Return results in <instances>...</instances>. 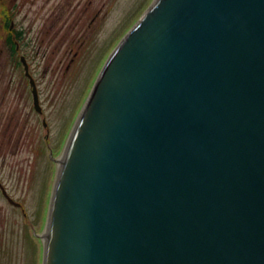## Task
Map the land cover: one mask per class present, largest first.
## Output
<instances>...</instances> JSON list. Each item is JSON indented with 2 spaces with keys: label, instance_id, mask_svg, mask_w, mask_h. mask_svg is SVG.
I'll return each mask as SVG.
<instances>
[{
  "label": "water",
  "instance_id": "water-1",
  "mask_svg": "<svg viewBox=\"0 0 264 264\" xmlns=\"http://www.w3.org/2000/svg\"><path fill=\"white\" fill-rule=\"evenodd\" d=\"M42 241V264H264V0L154 3L76 122Z\"/></svg>",
  "mask_w": 264,
  "mask_h": 264
},
{
  "label": "rangeland",
  "instance_id": "rangeland-1",
  "mask_svg": "<svg viewBox=\"0 0 264 264\" xmlns=\"http://www.w3.org/2000/svg\"><path fill=\"white\" fill-rule=\"evenodd\" d=\"M157 0H18L10 31H22L41 112L23 65L11 60L0 0V264H42L51 197L76 122L104 65ZM10 22V21H9ZM16 58V59H17Z\"/></svg>",
  "mask_w": 264,
  "mask_h": 264
},
{
  "label": "trees",
  "instance_id": "trees-1",
  "mask_svg": "<svg viewBox=\"0 0 264 264\" xmlns=\"http://www.w3.org/2000/svg\"><path fill=\"white\" fill-rule=\"evenodd\" d=\"M5 21L6 22L4 23H7L6 28L8 31V37L6 40L7 49L9 51V56L11 57V60L15 62L16 67H18V66H21L22 64H21V61L17 58L18 51L16 49V41L22 40L23 32L18 31V30L10 31V22H9L10 19L7 18V20Z\"/></svg>",
  "mask_w": 264,
  "mask_h": 264
},
{
  "label": "flooded vegetation",
  "instance_id": "flooded-vegetation-1",
  "mask_svg": "<svg viewBox=\"0 0 264 264\" xmlns=\"http://www.w3.org/2000/svg\"><path fill=\"white\" fill-rule=\"evenodd\" d=\"M8 1H9V10L6 12L8 13L7 17L10 18V23H12V22H14L12 17H14L18 13V9H20V7H19L18 2H17L18 0H8ZM4 12L5 11H0V15H3ZM1 193H2V195H4L2 190H1Z\"/></svg>",
  "mask_w": 264,
  "mask_h": 264
},
{
  "label": "bare ground",
  "instance_id": "bare-ground-1",
  "mask_svg": "<svg viewBox=\"0 0 264 264\" xmlns=\"http://www.w3.org/2000/svg\"><path fill=\"white\" fill-rule=\"evenodd\" d=\"M66 153V152H65ZM65 155V154H64ZM64 155L61 156V158H59L57 160V163H58V170H60V168L62 167V164H63V159H64Z\"/></svg>",
  "mask_w": 264,
  "mask_h": 264
}]
</instances>
